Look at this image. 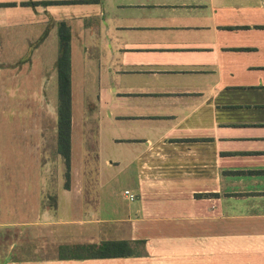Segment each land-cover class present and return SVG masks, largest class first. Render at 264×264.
Wrapping results in <instances>:
<instances>
[{"label":"crops","instance_id":"0c3cea01","mask_svg":"<svg viewBox=\"0 0 264 264\" xmlns=\"http://www.w3.org/2000/svg\"><path fill=\"white\" fill-rule=\"evenodd\" d=\"M62 24L70 176L31 216L45 255L5 264H264V0H0V29L43 26L36 43L51 29L59 41ZM84 38L97 52V130L72 115V53L90 51ZM46 138L65 168L57 125L55 149ZM85 161L136 173L116 227H93L96 206L87 215ZM122 240L129 255L79 248Z\"/></svg>","mask_w":264,"mask_h":264},{"label":"rangeland","instance_id":"374dc122","mask_svg":"<svg viewBox=\"0 0 264 264\" xmlns=\"http://www.w3.org/2000/svg\"><path fill=\"white\" fill-rule=\"evenodd\" d=\"M42 32L43 26L0 29V264L12 258L25 260L45 255L35 245L39 231L34 236L31 216L47 201L48 193L64 187L66 179V170L59 167L56 152L43 147L49 144L47 134L56 147L59 41L55 29H51L42 36L43 41L36 43V33ZM89 40H83L84 44L89 43L88 53H77L75 45L72 53V115L75 121L90 117L88 123L97 130L98 114L91 108L98 93L97 52ZM33 44L34 53H28ZM91 152L94 154L95 150ZM86 154L91 155L90 151ZM82 165L86 173L82 180L87 182L86 194L91 200L87 215L91 216L92 208L98 207L100 223L93 227L108 230L115 226L124 205L131 203L123 191L134 192L132 181L136 173L121 164L98 167L85 161ZM51 247L53 254L52 242Z\"/></svg>","mask_w":264,"mask_h":264},{"label":"trees","instance_id":"16d2710c","mask_svg":"<svg viewBox=\"0 0 264 264\" xmlns=\"http://www.w3.org/2000/svg\"><path fill=\"white\" fill-rule=\"evenodd\" d=\"M70 33L65 24L60 26L59 53L56 61L58 79L57 150L65 164V175L70 176V124H71V80H70ZM80 249L91 252V257L129 255L130 242L103 241L99 245H82Z\"/></svg>","mask_w":264,"mask_h":264},{"label":"built area","instance_id":"2783aa9c","mask_svg":"<svg viewBox=\"0 0 264 264\" xmlns=\"http://www.w3.org/2000/svg\"><path fill=\"white\" fill-rule=\"evenodd\" d=\"M125 194L129 196V198H132V194L129 193V191H125Z\"/></svg>","mask_w":264,"mask_h":264}]
</instances>
